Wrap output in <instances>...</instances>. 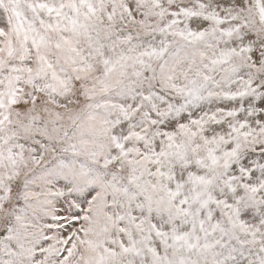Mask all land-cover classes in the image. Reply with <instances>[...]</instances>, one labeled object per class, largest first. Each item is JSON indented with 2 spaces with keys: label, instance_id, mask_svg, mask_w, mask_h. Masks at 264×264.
<instances>
[{
  "label": "snow or ice",
  "instance_id": "1",
  "mask_svg": "<svg viewBox=\"0 0 264 264\" xmlns=\"http://www.w3.org/2000/svg\"><path fill=\"white\" fill-rule=\"evenodd\" d=\"M0 264H264V0H0Z\"/></svg>",
  "mask_w": 264,
  "mask_h": 264
}]
</instances>
